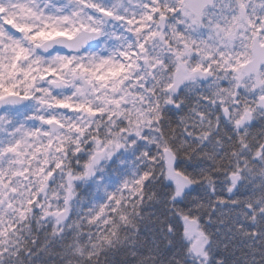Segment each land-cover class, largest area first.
Wrapping results in <instances>:
<instances>
[{
  "label": "clouds",
  "instance_id": "1",
  "mask_svg": "<svg viewBox=\"0 0 264 264\" xmlns=\"http://www.w3.org/2000/svg\"><path fill=\"white\" fill-rule=\"evenodd\" d=\"M0 264H264V0H0Z\"/></svg>",
  "mask_w": 264,
  "mask_h": 264
}]
</instances>
